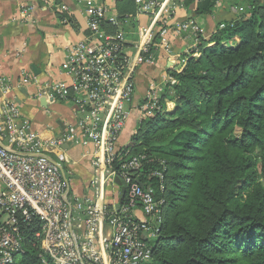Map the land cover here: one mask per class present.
Returning a JSON list of instances; mask_svg holds the SVG:
<instances>
[{"label": "built area", "instance_id": "1", "mask_svg": "<svg viewBox=\"0 0 264 264\" xmlns=\"http://www.w3.org/2000/svg\"><path fill=\"white\" fill-rule=\"evenodd\" d=\"M38 1L42 7L63 14V25L70 23L66 5L55 0ZM76 1L82 4V0ZM90 2L92 5L83 11L86 35L63 48L59 70L65 80L40 85L36 93L37 99L74 105L75 124L64 134L48 140L36 131L17 104L11 81L0 75V264L17 261L24 251L25 232L31 236L42 264L151 261L146 241L158 232L160 211L152 190L131 178L145 157H133L114 168L123 152L117 143L131 112L126 105L132 101L136 69L153 65L157 52L176 64H185L189 56L198 57V38L203 37L204 29L193 18L168 25L163 15L169 0H136V15L149 17V24L138 25L129 51L124 27L134 22L135 15L120 18L116 12L109 14L97 0ZM33 10V6L21 5V21L32 22ZM107 26L113 28L112 33L107 32ZM226 26L233 27L231 23L220 24L217 30ZM182 35L193 39L184 59L172 51L174 41ZM31 81L28 72L22 73V83ZM175 83L169 78L165 85L148 86L138 106L141 121L163 110L165 87ZM164 104L167 108L166 100ZM67 144L92 147L90 197L71 196L60 170L47 158V153L60 151ZM116 179L125 187L119 209L115 208L119 194L113 204L107 200L108 189L116 186ZM136 209L144 220L134 217Z\"/></svg>", "mask_w": 264, "mask_h": 264}, {"label": "trees", "instance_id": "2", "mask_svg": "<svg viewBox=\"0 0 264 264\" xmlns=\"http://www.w3.org/2000/svg\"><path fill=\"white\" fill-rule=\"evenodd\" d=\"M214 2L200 0L196 15L211 14ZM244 8L225 23L233 27L198 38L199 56L172 74L163 110L140 122L114 164L145 157L131 178L152 190L160 211L146 241L151 264H264V188L253 169L258 150L264 180V2ZM116 10L126 17L133 0ZM32 244L25 232L14 264H42Z\"/></svg>", "mask_w": 264, "mask_h": 264}, {"label": "crops", "instance_id": "3", "mask_svg": "<svg viewBox=\"0 0 264 264\" xmlns=\"http://www.w3.org/2000/svg\"><path fill=\"white\" fill-rule=\"evenodd\" d=\"M200 0H169L168 8L163 18L168 25L195 19L204 29L203 38H209L220 24L236 20L242 14L237 9L244 8L248 0H215L211 14L197 16L196 9ZM263 3L264 0H256ZM58 4L68 7L70 14L66 15L68 25H63L60 19L63 14L57 13L55 8H45L38 0H0V75L8 78L14 89L13 95L23 114L30 120L36 131L42 132L45 139L51 140L64 134L69 126L75 124L74 105L67 102H49L47 99H37L38 87L47 82L58 83L65 80L59 67L63 60V48L68 43H74L86 35L85 18L83 11L90 7V0H55ZM98 5H103L109 14L117 13L116 9L123 6L124 0H97ZM33 6L32 22L21 21L20 6ZM134 22L124 27L127 32L126 41L129 51L136 40L138 25L147 26L149 17L136 15V0H133ZM128 16V15H127ZM193 44L190 35H182L176 39L172 51L180 59L187 57ZM157 60L153 65H141L134 74V92L132 101L127 108L131 110L129 118L123 128L117 147L124 150L130 142L141 122L138 106L143 102L148 86L152 83L167 84L169 78H174L173 73H180L185 64L180 61L172 63L165 55L157 52ZM190 57V56H189ZM189 59V58H188ZM28 72L32 81L22 83V73ZM175 79V78H174ZM174 104L168 102L167 109L173 110ZM64 147V148H63ZM92 147H83L75 144L62 146L60 151L47 153L51 162L62 166L68 181V191L71 196L79 198L90 197V180L92 170L90 155ZM108 194V202L113 204L119 194V186H113ZM108 189V190H109ZM118 201V200H117ZM137 220H144L139 209L134 211ZM108 228L104 233L108 234Z\"/></svg>", "mask_w": 264, "mask_h": 264}, {"label": "water", "instance_id": "4", "mask_svg": "<svg viewBox=\"0 0 264 264\" xmlns=\"http://www.w3.org/2000/svg\"><path fill=\"white\" fill-rule=\"evenodd\" d=\"M63 148H64V147H63ZM52 163H53L54 165H56V166L58 167V169L60 170V172H61V174H62V178H63V180H64V182H65V184H66V186H67V188H68V181H67V179H66V175H65V172H64L62 166H61L60 164H58V163H55V162H52ZM115 183H116V185L119 186V188H120V192H119V195H118V201H117V204L115 205V208H116V209H119V207L121 206V204H122V202H123V199H124V195H125V187L122 185V183H121L118 179L115 180ZM139 186L142 187L141 184H139ZM142 236L145 237V233H143Z\"/></svg>", "mask_w": 264, "mask_h": 264}, {"label": "rangeland", "instance_id": "5", "mask_svg": "<svg viewBox=\"0 0 264 264\" xmlns=\"http://www.w3.org/2000/svg\"><path fill=\"white\" fill-rule=\"evenodd\" d=\"M129 26V25H128ZM127 106V105H126ZM174 109V108H173ZM233 135L234 136H238V132H237V129L234 130L233 132ZM255 157H256V164L254 165L253 169L254 171H258V175H257V180H256V183H257V187L258 186H261L262 188H264V180L260 177V166H259V162H260V153L258 150L255 151L254 153ZM111 189L108 190V192L110 191ZM109 194H107V200L109 199L108 197ZM112 200H115V198H112ZM152 262L150 261L149 263L147 264H151ZM235 264H244L242 263V261L240 259H238L236 261Z\"/></svg>", "mask_w": 264, "mask_h": 264}]
</instances>
